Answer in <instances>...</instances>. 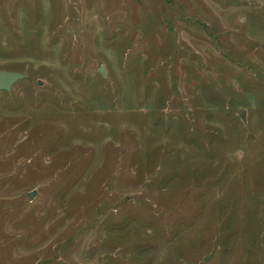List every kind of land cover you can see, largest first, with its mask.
<instances>
[{"label": "rangeland", "instance_id": "374dc122", "mask_svg": "<svg viewBox=\"0 0 264 264\" xmlns=\"http://www.w3.org/2000/svg\"><path fill=\"white\" fill-rule=\"evenodd\" d=\"M3 70L0 264H264V0H0Z\"/></svg>", "mask_w": 264, "mask_h": 264}, {"label": "water", "instance_id": "95a60500", "mask_svg": "<svg viewBox=\"0 0 264 264\" xmlns=\"http://www.w3.org/2000/svg\"><path fill=\"white\" fill-rule=\"evenodd\" d=\"M99 72L105 77H108V73L106 70V67L104 65L101 66ZM29 75L22 73V72H17V71H6L3 70L0 72V90L5 91V92H11L13 89V86L18 83L19 81L22 80H27L29 79ZM242 120L245 122L246 121V114L243 112L241 114ZM35 195L34 192L30 194V197L33 198ZM210 260V257H207L205 259L206 262Z\"/></svg>", "mask_w": 264, "mask_h": 264}]
</instances>
